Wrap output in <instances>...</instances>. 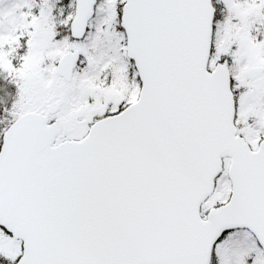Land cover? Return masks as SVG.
Returning <instances> with one entry per match:
<instances>
[{"label": "snow or ice", "instance_id": "snow-or-ice-1", "mask_svg": "<svg viewBox=\"0 0 264 264\" xmlns=\"http://www.w3.org/2000/svg\"><path fill=\"white\" fill-rule=\"evenodd\" d=\"M0 264H264V0H0Z\"/></svg>", "mask_w": 264, "mask_h": 264}]
</instances>
